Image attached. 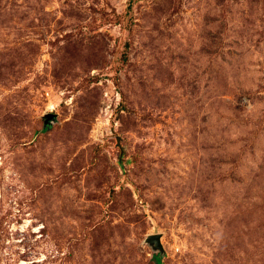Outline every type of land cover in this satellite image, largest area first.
Returning <instances> with one entry per match:
<instances>
[{"label":"rangeland","instance_id":"1","mask_svg":"<svg viewBox=\"0 0 264 264\" xmlns=\"http://www.w3.org/2000/svg\"><path fill=\"white\" fill-rule=\"evenodd\" d=\"M0 264H264V0H0Z\"/></svg>","mask_w":264,"mask_h":264},{"label":"water","instance_id":"2","mask_svg":"<svg viewBox=\"0 0 264 264\" xmlns=\"http://www.w3.org/2000/svg\"><path fill=\"white\" fill-rule=\"evenodd\" d=\"M56 114L46 113L43 115L44 124L47 125ZM145 243L149 244L153 250H158L159 253H163V246L161 244V233L147 234L144 238Z\"/></svg>","mask_w":264,"mask_h":264}]
</instances>
